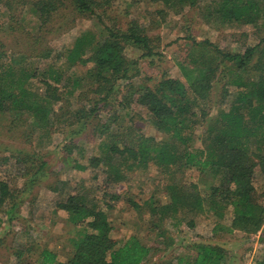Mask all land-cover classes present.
Listing matches in <instances>:
<instances>
[{"label":"rangeland","instance_id":"1","mask_svg":"<svg viewBox=\"0 0 264 264\" xmlns=\"http://www.w3.org/2000/svg\"><path fill=\"white\" fill-rule=\"evenodd\" d=\"M49 1L63 4L56 16L55 13L49 14L51 22L45 20L47 15L42 17V7ZM92 1L97 5L95 14L101 22L96 15H77L69 4L71 0H0L3 65H11L15 69L25 66L34 71L36 78L28 83V87L41 95L45 89L42 82L45 78L41 77V73L48 66L62 69L63 81L68 77L81 78L91 66L88 63L85 66L66 67L65 53L80 35H88L87 38H92L91 42H94L105 35L103 25L124 33L130 22L134 21L151 40L153 52L156 53L145 57L142 48L130 43L123 45L127 63H133L132 67L137 72L131 81L136 89L143 86L154 89L165 79H176L185 84L189 74L200 81L204 75L209 74L212 76V92L207 109L214 118L219 110L227 111L230 108L235 96V85L232 82L239 75L249 81H256L260 75L264 77V70H259L264 61V42L257 48L251 61V66H255L252 70L237 73L233 63L223 58L224 54L241 55L247 48L258 45L264 39L263 14L259 15L256 24H223L219 19L207 16L206 8L215 0H196L194 6L186 4L183 7L150 0ZM256 1L264 6V0ZM42 20L46 31L42 35L43 46L39 48H48L51 52L49 58H25L21 65L14 64L12 59L16 60V53H27L24 44L16 37H21L27 31L30 35H36ZM205 40L212 47L197 43ZM89 54L87 51L85 56ZM82 83L85 81L82 80ZM118 84L120 93L126 95V82L120 81ZM54 85L60 92H64L63 98L68 99L67 102H57L54 112L61 107L66 109V103L69 112L81 108L86 112L92 107L93 101L97 103L96 110L87 114L86 129L73 137L76 147L69 156L65 154L64 147L69 145L71 137L68 136L69 131L60 130L62 126H56L53 132L46 134V131L34 127L30 116L25 118L0 113V159L9 158L6 164L0 161V178L7 181L11 190L17 193L18 203L12 221L9 215L0 211V264H37V252L43 248L57 253L58 262H66L73 252L72 239L78 236L82 227H86L83 224H72L58 204L69 195L86 192L90 199L96 200L97 205L106 211L113 239L122 242L136 235L143 244L154 250L142 264H177L179 257H190L194 253L193 248L197 243L219 245L225 249L224 264H253L264 260V223L254 234H245L239 230L231 234L222 231L214 233L213 228L219 220L207 209L189 215L178 225L170 218L160 220L149 212L145 202L153 194L159 204L169 203L166 191L168 183H193L202 194L208 192L210 186L216 185L214 181L201 179L195 169L172 173L150 164L146 169L129 170L124 181L111 185L106 191L108 195L105 200L112 207L105 208L100 200L102 166L89 167L88 162L92 157L100 155V139L93 135L91 127L98 122H105L113 113H118V124H132L144 137L152 138L157 143L171 140L168 135L153 127L142 109L119 110L115 104L99 102L92 93L85 92L89 89L87 86L67 95L63 82ZM224 87L228 90L225 96ZM201 133V129L195 132L193 148L200 147L197 137ZM17 156L26 159L27 164L16 163ZM41 160L46 162L44 175L28 188L29 176L24 178L20 174L24 172L23 168L27 169L29 164L35 168ZM75 163L86 166V169L75 167ZM254 186L258 192L264 187L259 172L254 178ZM111 194L117 195L118 199L110 201ZM226 213V216H230L229 210ZM189 220H192V226L186 222Z\"/></svg>","mask_w":264,"mask_h":264},{"label":"trees","instance_id":"2","mask_svg":"<svg viewBox=\"0 0 264 264\" xmlns=\"http://www.w3.org/2000/svg\"><path fill=\"white\" fill-rule=\"evenodd\" d=\"M150 1L183 7L186 4L194 6L196 0ZM69 4L77 15H96L97 5L92 0H71ZM260 5L256 0H215L206 9L209 18H217L223 24L244 25L256 24L259 15H264V6ZM46 6L42 7V17L47 15L45 20L51 22L49 14L55 13L56 16L63 4L49 1ZM96 17L101 22L100 17ZM42 21L36 35H30L27 31L21 37H16L24 44L28 55L25 52L16 53L18 57L12 59L14 64L21 65L25 58H49L50 50L39 48L43 46L42 35L46 31ZM103 29L105 35L94 42H91L92 38H87L88 35H80L65 53L68 68L91 64L84 75L81 78L68 77L63 81L62 69L48 66L41 73V77L45 78L42 81L45 89L41 95L28 87V83L36 78L34 71L25 66L15 69L11 65H3L4 54L0 45V113L25 118L30 116L34 127L46 131V134L53 132L56 126H62L60 130L69 131L68 136L71 137L69 145L64 147L65 154L69 156L76 147L73 137L86 129L87 114L96 110L97 103L93 101L92 107L86 112L84 108L69 112L67 103V110L61 107L54 112L57 102L68 101L63 98L64 92H60L54 84L63 82L67 95L87 86L89 89L86 93H92L99 102L115 104L119 110L142 109L153 127L168 135L170 142L157 143L152 138L144 137L132 124H118V113H113L105 122H98L91 127L93 135L100 139V155L92 157L88 162L89 167L102 166L100 200L105 208L112 207L105 200L108 195L106 191L111 185L124 181L129 170L146 169L150 164L172 173L195 169L201 179L214 181L216 185L210 186L208 192L202 194L193 183H168L166 191L169 203L159 204L153 194L145 202L149 212L160 220L170 218L178 225L189 215L207 209L219 220L213 228L214 233L222 231L231 234L235 230L245 234L257 233L264 223V187L258 192L254 186L257 172L264 180V77L260 75L256 81H249L239 75L232 82L235 85V96L230 108L227 111L219 110L212 118L207 109L211 99L212 76L206 74L198 81L189 74L185 84L176 79H165L154 89L146 86L136 89L131 81L137 72L132 67L133 63H127L123 45L130 43L140 47L145 51L143 56L149 57L156 55L151 40L134 21L130 22L124 33L106 25H103ZM263 42L264 39L258 45L247 48L241 55L224 54L223 58L233 63L237 73L252 70L255 66H251V61ZM197 43L212 47L206 40ZM87 51L90 54L85 56ZM259 70H264V61ZM120 81L126 82V95L120 93ZM227 92L224 87L223 96ZM198 129L202 130L197 137L200 147L193 148ZM8 160L7 157L0 159L4 164ZM19 162L27 164L26 159L17 156L16 163ZM45 166L46 162L41 160L35 168L32 164L27 169L23 168L24 172L20 176H29L28 188L44 175ZM75 167L86 169V166L78 163H75ZM16 194L9 183L0 178V211L9 215L10 221L14 219L18 206ZM109 199L116 201L118 196L111 194ZM58 207L67 213L72 224H83L86 228L82 227L78 236L72 239L73 252L66 262H58L57 253L43 248L37 252V264H142L154 251L136 235L122 242L113 239L106 211L97 205L96 200L90 199L87 192L69 195ZM227 210L230 216H226ZM226 219L227 222H224ZM186 222L189 226L193 225L192 220ZM262 241L264 243V236ZM193 249L194 253L190 257H179L177 264H224L226 252L219 245L197 243ZM253 264H264V260Z\"/></svg>","mask_w":264,"mask_h":264}]
</instances>
